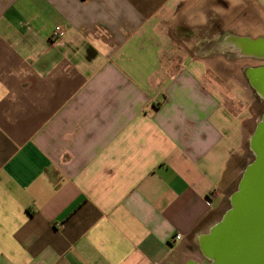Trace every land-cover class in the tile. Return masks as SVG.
I'll use <instances>...</instances> for the list:
<instances>
[{
  "label": "crops",
  "instance_id": "obj_1",
  "mask_svg": "<svg viewBox=\"0 0 264 264\" xmlns=\"http://www.w3.org/2000/svg\"><path fill=\"white\" fill-rule=\"evenodd\" d=\"M209 4L264 19V0H0V264L208 263L251 120L213 58L264 38Z\"/></svg>",
  "mask_w": 264,
  "mask_h": 264
},
{
  "label": "water",
  "instance_id": "obj_2",
  "mask_svg": "<svg viewBox=\"0 0 264 264\" xmlns=\"http://www.w3.org/2000/svg\"><path fill=\"white\" fill-rule=\"evenodd\" d=\"M236 46L242 56L264 61V38L239 39ZM246 77L264 101V64L247 68ZM249 143L254 159L242 172L230 207L201 240L207 264H264V114Z\"/></svg>",
  "mask_w": 264,
  "mask_h": 264
},
{
  "label": "rangeland",
  "instance_id": "obj_3",
  "mask_svg": "<svg viewBox=\"0 0 264 264\" xmlns=\"http://www.w3.org/2000/svg\"><path fill=\"white\" fill-rule=\"evenodd\" d=\"M209 6V8H205V16L209 13L210 19H215L214 15L217 17L220 16V24L219 28L223 29V24L228 25L231 28L235 27L236 23L245 21V31H248L250 26L253 28L252 30L257 31L255 36L262 37L264 36V19L259 14V11H254L249 15V13H243L244 16H241L240 18H236V16L239 14L238 12L229 11L225 14L224 10H221V15H218V10H213L212 4L206 5ZM216 6V5H215ZM199 14V11H193L192 16H197ZM242 14V13H241ZM247 14V15H246ZM214 17V18H213ZM199 20V17H198ZM205 18V22H206ZM243 20V21H242ZM213 30V29H212ZM217 34V33H216ZM208 38H213L215 35L213 31L207 35ZM220 50H218L216 53H218L220 56H217L216 58H213L216 65H219L220 67H225L222 71V80L227 78H231V76L236 75V80L240 81L242 86L245 87L250 95H251V106H250V115L251 120L248 121V130H247V141L245 144V147L243 149V152L238 159V165L240 167V176L235 177V179L232 181V184L229 185L228 193H231L232 190H236L237 183L239 182L242 172L244 171L245 167L251 163L254 159V154L250 150V137L257 125V123L261 120L262 115L264 114V101L259 96V94L251 87L247 77H246V70L250 67H256L264 64V61L256 60L250 57H245L241 55L240 48L233 47V46H227L226 49L219 47ZM224 72V73H223ZM226 77V78H225ZM229 80V79H228ZM235 167V166H234ZM235 172V170H234ZM230 207V204L227 203L226 210ZM221 218L219 217L218 220Z\"/></svg>",
  "mask_w": 264,
  "mask_h": 264
},
{
  "label": "built area",
  "instance_id": "obj_4",
  "mask_svg": "<svg viewBox=\"0 0 264 264\" xmlns=\"http://www.w3.org/2000/svg\"><path fill=\"white\" fill-rule=\"evenodd\" d=\"M53 37L55 39H57V40L60 39V38H62L63 37V29L61 27H57L55 29V32H54Z\"/></svg>",
  "mask_w": 264,
  "mask_h": 264
},
{
  "label": "trees",
  "instance_id": "obj_5",
  "mask_svg": "<svg viewBox=\"0 0 264 264\" xmlns=\"http://www.w3.org/2000/svg\"><path fill=\"white\" fill-rule=\"evenodd\" d=\"M237 185H238V183H237ZM236 188H237V186H236ZM229 204H230V202H229Z\"/></svg>",
  "mask_w": 264,
  "mask_h": 264
}]
</instances>
